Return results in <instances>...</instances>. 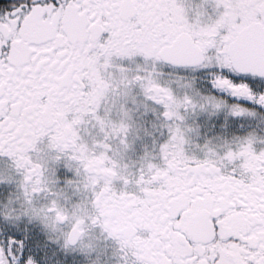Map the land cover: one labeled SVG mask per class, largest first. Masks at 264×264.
Here are the masks:
<instances>
[{
    "label": "snow or ice",
    "instance_id": "snow-or-ice-1",
    "mask_svg": "<svg viewBox=\"0 0 264 264\" xmlns=\"http://www.w3.org/2000/svg\"><path fill=\"white\" fill-rule=\"evenodd\" d=\"M0 264H264V0H0Z\"/></svg>",
    "mask_w": 264,
    "mask_h": 264
}]
</instances>
